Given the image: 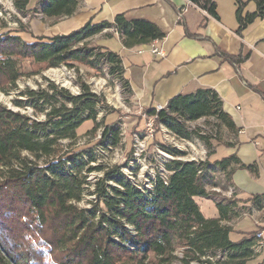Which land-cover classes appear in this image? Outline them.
Masks as SVG:
<instances>
[{"label":"trees","instance_id":"1","mask_svg":"<svg viewBox=\"0 0 264 264\" xmlns=\"http://www.w3.org/2000/svg\"><path fill=\"white\" fill-rule=\"evenodd\" d=\"M79 1L41 0L31 12L57 20L72 16ZM187 1L218 19L214 0ZM249 3L255 7L253 12H245ZM234 4L237 35L256 20L264 21V0H234ZM27 5L28 0H13L14 10L23 18L29 13ZM102 33L107 39L116 34L126 49L166 36L154 24L128 21L124 14L116 15L112 23L89 22L67 35L40 36L31 42L0 33V92L17 88L22 62L29 61L44 71L84 67L100 75L104 69L127 102L132 93L123 77L121 58L88 43ZM225 57L236 65L247 58ZM42 80L45 87L26 88L12 102L18 109L30 108L32 117L0 105V264H249L253 260L256 231L232 242L228 238L231 228L222 225L236 217L235 203L223 199L214 204L217 217L204 218L194 202L195 198L208 200L213 189H231L234 196L232 174L254 172L253 166H243L235 155L213 165L173 159L163 166L166 180L156 175L150 189H139L122 175L120 167L91 166L96 163L93 151L74 148L77 131L85 122L92 123L86 135L99 132L98 146L115 149L120 145L121 133L115 124L98 120L104 99L80 78L74 82L77 95ZM143 116L153 119L156 129L185 141L196 138L205 145L211 138L187 124L212 119L232 139L237 134L218 94L208 89L176 95L158 111L142 110L138 120ZM212 167L223 180L216 178ZM94 172L99 177L91 183L88 176ZM85 196L91 198L87 208L80 207ZM250 203L261 210L264 195L252 197Z\"/></svg>","mask_w":264,"mask_h":264},{"label":"crops","instance_id":"2","mask_svg":"<svg viewBox=\"0 0 264 264\" xmlns=\"http://www.w3.org/2000/svg\"><path fill=\"white\" fill-rule=\"evenodd\" d=\"M40 1L28 0L26 17L38 8ZM214 3L218 19L187 5L185 0H80L70 17L47 20L33 13L36 19L30 20L29 32L24 33L30 38L23 40L67 35L89 22L112 23L119 14H124L128 21L142 20L157 26L166 34L162 41L131 49L124 48L116 34L107 39L102 33L93 39L96 46L121 58L123 77L132 93L130 102L140 112L163 108L172 97L197 90L208 89L218 94L222 110L237 129L236 136L227 141L233 147H223V154L225 158L235 155L240 164L254 169L232 174L233 197L250 203L252 197L264 195V21L256 20L237 35L234 0ZM254 8L249 3L245 12H253ZM40 18L44 23L38 21ZM151 46L160 55L151 54ZM225 56L247 58L236 65ZM248 209L252 213L264 211V207L256 211L253 205H248ZM253 214L222 223L231 228L230 241L237 242L254 232L255 225H264V214L262 219ZM249 264H264V250Z\"/></svg>","mask_w":264,"mask_h":264},{"label":"rangeland","instance_id":"3","mask_svg":"<svg viewBox=\"0 0 264 264\" xmlns=\"http://www.w3.org/2000/svg\"><path fill=\"white\" fill-rule=\"evenodd\" d=\"M32 18L36 19L32 12L25 18L20 16L14 10L13 0H0V28L2 29L0 33L2 35L6 33L17 34L22 39H29L30 35H24V33L29 32V23ZM38 21L44 23L41 18ZM88 43L90 46H96L93 38ZM21 69L23 76L17 81V88L7 94L0 92V105L14 112L32 117L30 108L18 109L12 104L21 91L26 88L36 90L39 86L45 87L46 83L42 80V78H45L54 85L66 89L70 94L77 95L79 91L74 82L77 78L82 79L89 86L92 93L104 99L105 107L98 109V120L103 118L104 124H115L120 130L121 142L115 149H105L98 146L99 132L94 136L86 135L87 131L92 128V123L85 122L77 131L78 138L74 148L79 151L88 149L93 151L96 163L91 164V166L99 164L104 167H120L122 175L139 189H150V182L156 175L163 174L164 164L172 161V159L185 162L207 161L210 165H213L212 160L220 161L225 158L223 147L218 146L216 141L220 140L227 143L232 138L224 128L216 126L212 119H201L187 124L190 129H197L201 135L211 138L206 140L207 145L196 138L189 141L178 139L163 128H154L152 124L150 130L148 128L150 119L143 116L138 120L140 109L130 102V97L127 102L125 101L126 97L122 95L119 85L106 75L104 69L100 75L84 67H78L77 71L65 67L44 71L41 67L31 65L29 61H23ZM37 119L43 120L42 117H37ZM63 144L67 145V142ZM218 147L220 148L215 153V149ZM208 152L212 154L209 155ZM176 153H181L182 156H176ZM211 156L212 160L210 159ZM212 169L216 178L223 180L219 170L213 167ZM98 177L99 173H91L88 176V181L92 183ZM161 178L165 180V177ZM211 193L214 195L209 197V201L200 198L194 199L204 218H214L217 212L214 204L221 203L223 199L235 203L236 217L234 220L245 215L251 216L254 213L248 209V205H252V203L236 201L232 196L231 189L228 192L213 189ZM90 199L89 196H85L80 207L87 208L86 202ZM263 214L264 211L254 213L253 216L262 219ZM263 227L264 225H255V231Z\"/></svg>","mask_w":264,"mask_h":264},{"label":"built area","instance_id":"4","mask_svg":"<svg viewBox=\"0 0 264 264\" xmlns=\"http://www.w3.org/2000/svg\"><path fill=\"white\" fill-rule=\"evenodd\" d=\"M185 1H186L187 5L193 6L187 0H185ZM193 7H195V6H193ZM179 17H180V13L178 14V18ZM150 53L153 54V55H160V53L157 51V49L155 47H153V46H151V48H150ZM155 109L158 111V110L161 109V107H156ZM148 119H150V123L148 124V128L150 129V126H151V124L153 122V119H151V118H148ZM161 177H165V180H166L167 173L164 171L163 174L161 175ZM252 250H253L255 255L262 253V251L264 250V228H261V229H259V230H257L255 232L254 245L252 247Z\"/></svg>","mask_w":264,"mask_h":264},{"label":"bare ground","instance_id":"5","mask_svg":"<svg viewBox=\"0 0 264 264\" xmlns=\"http://www.w3.org/2000/svg\"><path fill=\"white\" fill-rule=\"evenodd\" d=\"M165 179V178H164Z\"/></svg>","mask_w":264,"mask_h":264}]
</instances>
